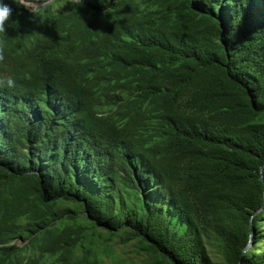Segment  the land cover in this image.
I'll use <instances>...</instances> for the list:
<instances>
[{
    "label": "trees",
    "instance_id": "trees-1",
    "mask_svg": "<svg viewBox=\"0 0 264 264\" xmlns=\"http://www.w3.org/2000/svg\"><path fill=\"white\" fill-rule=\"evenodd\" d=\"M7 2L0 264H264V0Z\"/></svg>",
    "mask_w": 264,
    "mask_h": 264
},
{
    "label": "clouds",
    "instance_id": "clouds-1",
    "mask_svg": "<svg viewBox=\"0 0 264 264\" xmlns=\"http://www.w3.org/2000/svg\"><path fill=\"white\" fill-rule=\"evenodd\" d=\"M18 6L26 7L34 15L39 14V10L36 8L29 7V0H13ZM73 3L76 5H82L83 0H73ZM14 9L7 0H0V34L7 33L8 22L13 18ZM6 50H7V41L3 38H0V63H3L6 59ZM24 79L31 80V73L26 72L24 74ZM7 87L12 89L16 87V80L12 76H0V88Z\"/></svg>",
    "mask_w": 264,
    "mask_h": 264
},
{
    "label": "rangeland",
    "instance_id": "rangeland-1",
    "mask_svg": "<svg viewBox=\"0 0 264 264\" xmlns=\"http://www.w3.org/2000/svg\"><path fill=\"white\" fill-rule=\"evenodd\" d=\"M20 245H23V243H20ZM114 251H115V258L112 260H108L109 264H115L116 261L118 260H124L125 262H127V264H143L142 260L140 258H138L137 256H135L132 253H124L123 252V247L122 246H114ZM125 249V248H124ZM126 250H130V249H126ZM121 264V263H118Z\"/></svg>",
    "mask_w": 264,
    "mask_h": 264
},
{
    "label": "water",
    "instance_id": "water-1",
    "mask_svg": "<svg viewBox=\"0 0 264 264\" xmlns=\"http://www.w3.org/2000/svg\"><path fill=\"white\" fill-rule=\"evenodd\" d=\"M39 5H40L39 3H29V7H30V6L37 7V6H39Z\"/></svg>",
    "mask_w": 264,
    "mask_h": 264
}]
</instances>
